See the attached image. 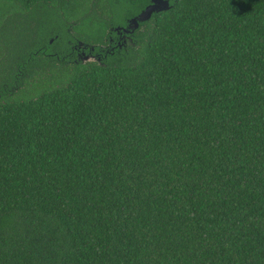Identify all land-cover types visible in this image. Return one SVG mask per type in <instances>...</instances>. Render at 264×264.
Here are the masks:
<instances>
[{
    "label": "trees",
    "instance_id": "trees-1",
    "mask_svg": "<svg viewBox=\"0 0 264 264\" xmlns=\"http://www.w3.org/2000/svg\"><path fill=\"white\" fill-rule=\"evenodd\" d=\"M59 3L102 43L91 0H0V264H264V0H175L105 66L28 53Z\"/></svg>",
    "mask_w": 264,
    "mask_h": 264
},
{
    "label": "water",
    "instance_id": "water-1",
    "mask_svg": "<svg viewBox=\"0 0 264 264\" xmlns=\"http://www.w3.org/2000/svg\"><path fill=\"white\" fill-rule=\"evenodd\" d=\"M175 0H152L151 5L140 13L130 15V19L120 22L117 31L112 29L106 35L108 45L85 41L82 33L75 30L82 23V19L72 22L65 20L61 10V4L53 8L43 6L39 12H32L38 18L36 32L38 37L29 46L28 53L45 54L48 57L61 59L66 65H86L95 63L105 66L104 59L109 57H129L139 44L136 32L146 22L153 19L155 15L167 12L174 7ZM30 12V14H31ZM41 14H45L41 18ZM122 23V24H121ZM131 42V44H127ZM48 49L49 52L43 50ZM58 50L59 53H55ZM134 53V52H132ZM59 61V60H58Z\"/></svg>",
    "mask_w": 264,
    "mask_h": 264
},
{
    "label": "flooded vegetation",
    "instance_id": "flooded-vegetation-1",
    "mask_svg": "<svg viewBox=\"0 0 264 264\" xmlns=\"http://www.w3.org/2000/svg\"><path fill=\"white\" fill-rule=\"evenodd\" d=\"M96 1H98V6H96L97 9H95V12H94L96 14V16L91 18V20H93L94 22H100L101 23L102 30H103V33L101 34V39H102L101 42L103 43V45H108V46H109V44L106 41V35L112 29L117 31V27L118 26L117 27H112L113 23L119 25V22L117 20L112 19V17L110 16L112 13H110L108 8L109 9L119 10L118 12H116L117 16H121L122 15L123 16L122 22H124L125 20L127 22V20L130 19L131 13L133 14L135 12V10H137V12L140 13L143 9H145L146 7L151 5V3H152V0H91V3L89 5L90 11H88V13L91 12V9L93 8V6H94ZM100 5L101 6H106L108 11L106 13H104L103 9L99 8ZM133 10H134V12H133ZM159 14L160 13H158L157 15H159ZM71 21H69V22H71ZM27 24L28 23H26V25ZM24 29H25V25H24ZM145 30H146V26H145L144 29L141 26L138 29V31L136 32V35L138 37H140V34L142 32H144ZM117 33H118V31H117ZM102 43H100V44H102ZM127 44H131V42H128ZM42 55L45 56V54H42ZM38 56L41 57V55H38ZM3 61H5L7 63L8 75H6L5 78L1 80V84H0V98L9 100L11 98L16 97L17 95L24 94L27 91L28 88L23 93L24 84L25 83L20 84L18 82H15V78L17 80L18 77L20 76V74H18L15 71V69L18 68L17 64L19 63L20 60H15L14 61L12 59V57L8 54V58H3ZM29 62H31V60H29ZM27 64H29V63H27ZM39 76L40 75H37L36 78H39ZM25 82H29V80H26Z\"/></svg>",
    "mask_w": 264,
    "mask_h": 264
},
{
    "label": "rangeland",
    "instance_id": "rangeland-1",
    "mask_svg": "<svg viewBox=\"0 0 264 264\" xmlns=\"http://www.w3.org/2000/svg\"><path fill=\"white\" fill-rule=\"evenodd\" d=\"M119 10H115L113 14H111L110 16L112 17V19L117 20L118 22H122L123 20V16H117L116 12H118ZM92 15H94L95 13H93L94 11L91 9ZM41 18H43V16H45V14H41L40 15ZM117 16V17H116ZM28 20H31L30 18H28ZM72 22V21H71ZM93 27H90L88 30L91 31V29L93 28L94 30H97L98 28H96V26L92 25ZM86 28V27H85ZM38 37V36H37ZM36 37V38H37ZM39 38V37H38Z\"/></svg>",
    "mask_w": 264,
    "mask_h": 264
}]
</instances>
